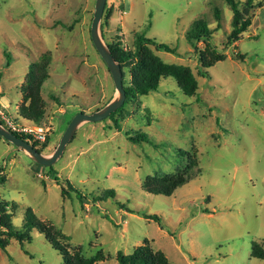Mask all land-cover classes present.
I'll return each mask as SVG.
<instances>
[{
	"label": "rangeland",
	"instance_id": "1",
	"mask_svg": "<svg viewBox=\"0 0 264 264\" xmlns=\"http://www.w3.org/2000/svg\"><path fill=\"white\" fill-rule=\"evenodd\" d=\"M95 4L0 0V103L13 120L31 124L18 114L26 75L43 58L49 63L41 90L50 129L46 157L78 113L98 112L118 98L91 39ZM106 8L100 30L108 48L134 50L139 35L166 44L175 53L152 47L154 57L191 69L199 90L186 97L175 80H163L113 118L83 123L63 156L38 172L29 154L0 137V200L15 205L14 226L35 215L51 240L95 264H119L120 252L146 244L172 264H264L252 257L254 244L264 252V6L234 46L227 45L232 12L223 0H107ZM196 21L214 31L209 44L187 41ZM123 75L131 87V68ZM139 132L147 140L131 142ZM188 169L198 176L170 197L149 192ZM108 191L116 196L96 202ZM33 237L30 244L9 240L0 264H64L54 242L38 230Z\"/></svg>",
	"mask_w": 264,
	"mask_h": 264
},
{
	"label": "trees",
	"instance_id": "2",
	"mask_svg": "<svg viewBox=\"0 0 264 264\" xmlns=\"http://www.w3.org/2000/svg\"><path fill=\"white\" fill-rule=\"evenodd\" d=\"M223 1L232 12V31L228 35L227 45L234 46L237 42L241 41L244 34L248 32L252 25V13L257 7L264 6V0L259 6L255 4V0ZM216 18L217 20L221 19V14L218 11H216ZM103 28L104 25L102 23V30ZM213 34L214 31L208 24L196 21L186 33V39L193 47L199 42H203L207 45L212 40ZM152 47H154L156 51L175 53V49H172L170 46L159 44L156 40L145 37L144 35L138 36L134 50H124L121 44L110 45L109 47L113 57L121 65L122 70L131 68L132 71V85L131 87H125L127 101L124 106L130 100L147 96L151 92L158 91L161 82L168 78L175 80L177 86L186 97H194L199 90L198 81L191 69L182 65L168 64L160 58L154 57L151 50ZM220 60H225V57H220ZM202 61L204 62L203 58ZM204 64L206 68L212 67L211 63ZM48 66L49 63L44 60V58L42 61H38L32 66L31 70L26 75V83L23 87V101L18 108V114L22 119L39 126L44 125L43 123L46 120L41 90L44 82L49 79ZM124 106L117 112L111 114L110 117L113 118L116 114L122 112ZM1 123L4 125L3 122ZM15 135L32 144L40 153H42L50 143L49 137L45 143L40 144L24 135H18L16 133ZM146 140L147 135L143 132H139L135 137L130 138V141L133 143L145 142ZM41 168L43 167L36 164L35 171L38 172ZM197 176L198 174H195L192 169H188L170 180H163L157 187L149 189V192L154 195L170 197L176 189L184 186ZM52 178L55 179L58 185H62L63 180L57 177L56 173H52ZM0 181L4 182L5 179L1 178ZM70 188L78 193L80 201L85 199V197L72 185H70ZM65 194H67V191L63 188L62 196ZM114 196H116L114 191H108L104 197L96 199V202L105 201ZM15 209V205L0 200L1 250H6L9 240H16L20 244L32 243L34 240L33 231L38 230L40 234H44L46 238L50 240L51 244L54 242V250L64 256V264H95L96 258H87L81 251L70 254L66 252L59 243L51 240L50 231L44 228L41 220L35 215L28 214L22 228L16 229L13 224ZM147 218L156 222L160 228L163 227L161 218L157 215L147 216ZM252 257L264 259V252L260 251L257 244H254ZM117 262L119 264H172L163 252L155 251L148 244L133 249L129 255L120 252L117 256Z\"/></svg>",
	"mask_w": 264,
	"mask_h": 264
},
{
	"label": "water",
	"instance_id": "3",
	"mask_svg": "<svg viewBox=\"0 0 264 264\" xmlns=\"http://www.w3.org/2000/svg\"><path fill=\"white\" fill-rule=\"evenodd\" d=\"M107 0H96L95 12L91 25V39L94 47L100 54L101 58L111 72L115 88L118 92V98L108 104L102 110L87 114L78 113L69 123L61 141L51 157H46L40 153L32 144L18 138L15 134L8 131L0 122V137L14 145L20 151H23L33 159V161L42 167H52L64 154L66 147L69 145L78 128L83 123H98L108 119L111 114L121 109L127 99L124 87V75L121 65L115 60L110 49L104 44L101 35V22L105 12Z\"/></svg>",
	"mask_w": 264,
	"mask_h": 264
},
{
	"label": "built area",
	"instance_id": "4",
	"mask_svg": "<svg viewBox=\"0 0 264 264\" xmlns=\"http://www.w3.org/2000/svg\"><path fill=\"white\" fill-rule=\"evenodd\" d=\"M6 107L0 103V121L3 122V126L13 134L24 135L34 142L37 143H45L48 135L50 133V129L45 125L39 126L36 124H23L21 122H17L11 118L10 115L6 112Z\"/></svg>",
	"mask_w": 264,
	"mask_h": 264
}]
</instances>
